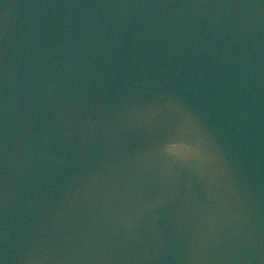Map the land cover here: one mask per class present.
<instances>
[{"label": "water", "instance_id": "water-1", "mask_svg": "<svg viewBox=\"0 0 264 264\" xmlns=\"http://www.w3.org/2000/svg\"><path fill=\"white\" fill-rule=\"evenodd\" d=\"M0 264H264V0H0Z\"/></svg>", "mask_w": 264, "mask_h": 264}]
</instances>
